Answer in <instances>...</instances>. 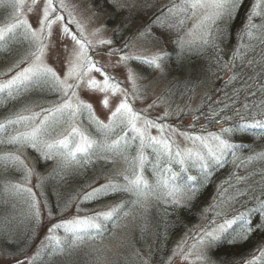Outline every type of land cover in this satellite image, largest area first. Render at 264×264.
<instances>
[{"label":"snow or ice","instance_id":"snow-or-ice-1","mask_svg":"<svg viewBox=\"0 0 264 264\" xmlns=\"http://www.w3.org/2000/svg\"><path fill=\"white\" fill-rule=\"evenodd\" d=\"M9 2L14 12L9 22L0 26V48L19 40L27 43L28 50L24 57L18 59L3 73L5 76L8 73L14 74L0 81V97L14 99L22 93L39 89L53 93L57 99L50 107L42 108L40 112H30L25 115L23 112L27 109H23L0 122V144L15 146L16 152H22L26 147L31 148L45 161L59 156L64 166L86 162L93 156L104 158V154L107 153L122 156L128 163L126 172L119 173L115 180H109L98 188H92L83 195L82 202H91L111 193L123 192L133 197L129 202L130 207H144L145 201L149 198L161 197L175 208L187 206V204L182 205V200L191 201L214 171L224 167L229 161L235 163L240 160L239 153L246 149V145L235 142L232 139L234 135L264 137V0H255L251 7L240 41L243 47L237 48L230 61H222L217 57L221 70L234 69L238 59L242 61V67L247 65L253 70L254 74L248 77L233 72L226 81L227 85L238 78L241 79L245 89L244 99H239L242 90L234 89V95L227 96L226 93L227 99L219 101L222 107L211 108L207 116L209 123L214 122L217 125L233 121L234 116L230 115V112L238 117V120L230 126L222 127L219 131H209L202 125L198 133L162 123L161 121L170 115L168 111L155 119L136 111L128 91L94 59L95 46L84 34L83 26L76 20L65 0H45L38 27L35 28L23 15L25 0H9ZM37 3L38 0H31L27 10L32 11ZM242 3L243 0H181L179 5L170 7L168 12L188 19L198 16V19L188 32L193 38L187 41L178 39L177 43L182 49L185 47L191 49L197 44L218 48L216 34L220 31V23H224L226 35L227 22L233 19ZM179 23L183 24L184 19L181 18ZM57 24L60 35L70 38L73 42L63 77L45 59L53 40V26ZM72 25L75 27L73 28ZM96 31L99 32L101 29ZM245 40L248 41L247 44L244 43ZM98 43L110 45L112 41L100 39ZM127 47L129 45L124 46ZM90 49L93 51L92 55L89 54ZM112 52L120 55L118 63L127 64L131 60H139L154 68L162 67L166 55L156 53L151 59L145 60L124 52L123 49H112ZM248 52L252 53L251 58H247ZM92 72L99 73L103 79H96L90 75ZM129 79L135 87L137 77L131 70H129ZM81 85L91 92L104 93L100 101L104 108L110 107V94L118 93L122 96L111 112L108 123L96 118L92 104L80 98L78 90ZM249 96L254 99L249 100ZM237 103L239 107H236ZM85 112L90 121H94L99 139L79 126L77 117ZM153 128L157 130L158 135H152ZM177 134L189 141L191 146L182 147L176 140ZM130 149L134 150L131 156L128 155ZM253 161H264V151L240 160L237 167ZM0 166L5 169L15 168L23 174L25 184H11L10 189L6 185L5 191L11 190L14 195L24 196L29 204L31 218L38 224L41 221V202L33 189L25 186L30 183L32 169L15 152L0 155ZM146 169L151 172L154 182H150L145 176ZM192 170H195L197 175H191ZM233 176L235 183L247 179L235 173ZM227 183L233 191L228 192L227 188H222L221 196L227 200L244 196L252 202V206L246 207L244 211L231 218L225 216L219 224L213 220L212 223L216 226L203 231V234L196 238V243L192 244L189 251L184 254L183 259L187 260L198 245L233 243L238 239H246L258 228L264 229V223H261V220H264V180L257 182L255 187L245 185L243 188L234 187L231 179ZM69 204L70 201L66 202L64 208ZM44 207L49 217H52L54 215L52 206L45 201ZM64 208L57 205L58 212L62 213ZM77 211H81L79 206ZM128 214V209L121 203L110 206L107 211L60 220L48 228L50 235L47 239L53 246V251L70 252L82 245L86 239L104 238L110 230L109 224L115 226ZM254 216L257 218L256 223L252 220ZM234 225H238V228H234ZM59 231L65 234L63 239L57 235ZM180 251L183 252V248ZM39 258L38 252L35 256L25 259L28 264H35ZM25 259H17L15 264H25ZM196 259H207L206 250H200ZM260 260H264V249L260 251L259 257H253L248 264H257Z\"/></svg>","mask_w":264,"mask_h":264},{"label":"rangeland","instance_id":"rangeland-1","mask_svg":"<svg viewBox=\"0 0 264 264\" xmlns=\"http://www.w3.org/2000/svg\"><path fill=\"white\" fill-rule=\"evenodd\" d=\"M44 2L45 0H38L37 5L29 12L27 9L31 5V0H25L23 15L34 28L38 27ZM65 2L69 4L76 20L83 26L84 34L95 46L94 59L104 66L107 73L120 82L122 88L128 91L130 101L136 111L152 119L161 117L165 111H168L170 115L163 120L164 123L171 124L180 130L194 133L199 132L201 126H204L203 123H198L193 116H188L184 120L181 117L196 112L203 95L213 91L215 82L212 79L207 84H199L187 99L183 90L180 92V96L174 97L171 90L173 86L179 85V81L173 80L171 76L174 75L175 77L179 73L174 71L173 67L170 69V72L168 70V67L175 63L174 60L172 64L167 66V63L171 61L170 53L173 50L176 53L179 52V54L181 52L182 54L188 52L189 55H195L207 47L197 44L191 49L187 47L182 49L177 43L178 39L187 41L193 38L188 35V32L197 22L198 16L188 19L187 17L173 15L168 12L170 7L179 5L181 0H116V2L114 0H65ZM13 12L14 9L11 7L9 0H0V26L9 22ZM64 14L67 15V13ZM181 18L184 19L183 24L179 23ZM72 27L74 28L75 25H72ZM219 27L220 31L216 34L217 41L221 37L222 22ZM97 29H101V31L97 32ZM100 39L111 40L112 43L110 45H100L98 43ZM125 45H129V47L124 48ZM72 48L73 42L70 38L62 37L59 25H54L53 40L48 47L45 59L50 66L60 73L61 77H63L67 70V58ZM112 49H123L124 52L131 53L145 60L151 59L156 53L166 55L164 56L161 68H154L150 65V71H145L138 67L141 63L139 60H131L127 64L118 63L120 55L112 52ZM27 50L28 45L20 50L21 52L17 56V59L13 60V62L15 63L18 59L24 57ZM13 51V53L16 52L15 50ZM89 54H93L92 49H90ZM14 63H6V65L3 63L4 65H0V81L8 79L14 74L8 73L7 76L3 75ZM216 64L217 61L213 62L211 67H216ZM21 67H24V65H21ZM129 70L135 73L137 77L135 87L129 79ZM90 75L98 80L103 79L96 72H92ZM227 78L228 75L223 80ZM35 91L40 94L45 90L35 89ZM78 91L81 99L92 104L94 116L104 123L109 122L111 112L114 111L115 106L122 99V96L118 93L110 94V107L104 108L100 103L104 93L91 92L84 85H81ZM55 101H47L46 98L38 99L37 101L30 100L22 107H20L21 103L16 105V108H20H13L10 112L16 114L23 109H27L23 114L28 115L30 112H40L42 108L50 107ZM6 119L7 117H3L0 122ZM77 121L79 126L90 132L94 138H100L95 131L94 121H90L86 112L78 115ZM89 125L94 126L92 127L94 128V132L89 131L88 128H91ZM192 125H195V127H192ZM222 127L224 126H221L219 129ZM151 133L152 135H158L155 128L151 129ZM176 140L182 147L191 146L189 141H186L184 137L178 134L176 135ZM8 146L10 145L0 146V155L3 152H15L32 169L30 183L25 186L31 187L37 199L41 202V221L37 224L31 218L29 204L24 196L14 195L11 190L5 191L6 185L10 189L11 184H25L22 178L23 174L16 170L20 176L18 180L10 182L7 178V169L0 166L1 226L5 228L10 226V231H14L23 228L24 222H28L27 227L32 221L35 228V231H33L35 234L33 245L28 253L22 256L7 253L5 242L0 241V264H15L17 259L31 258L38 252L40 253V258L35 261V264H41L46 253L52 251L53 248L47 239L50 235L48 228L52 224L75 216L83 217L99 211H107L110 206L121 203L128 209L129 214L120 219L115 226L109 224L110 230L104 238L85 240L82 245L72 249L70 252L65 251L61 253L52 251L46 264H145V261H147V264H218L215 256V247L223 242L211 245H198L197 249L192 250V255L187 260L183 259V256L189 251L191 245L196 243V238L201 236L203 231L210 230L216 226L212 223L213 220L219 224L225 216L231 218L238 214L232 210L229 202H221L222 196L220 193L213 196V198H216L210 203L211 208L204 219H197L193 223L187 224L181 231L178 229L173 239H168L165 235L159 238L157 236V215L164 209L170 210L174 207L166 203L163 197L160 199L149 198L145 201L144 207H130L129 202L133 197L123 192L111 193L104 198L91 202H82L83 195L91 191L92 188H98L108 183L109 180L117 179L119 173L126 172L128 163L122 156L107 153L104 154V158L93 156L86 162L71 163L67 166L62 164L59 156H56L51 160H42L43 164L40 166L38 160L31 154V148L26 147L22 152H16L15 146L6 149ZM35 153L40 156L37 151ZM132 154H134V150L130 149L128 155L131 156ZM55 167L60 168V171L64 173L63 178H71V181L77 176L80 178L86 175L87 172L89 175L85 179L87 184L82 190L74 193L70 199L69 206L64 208L65 203L59 204L60 208H64L62 213L53 209L54 215L49 217L47 209L44 207V202L46 201L48 205H50V202L42 196L40 186L42 183L43 187L47 188L49 180L46 178L50 172L54 174L53 169ZM85 167L89 171L84 170ZM190 174L197 175V172L192 170ZM145 176L150 182H154V177L147 169L145 170ZM56 189L53 185V190ZM16 198L20 199L27 208L19 205L15 200ZM181 203L182 205L188 204L189 201L182 200ZM77 206H79L81 211H77ZM170 216L172 219L173 214L170 213ZM234 228H238V225H234ZM57 235L62 239L65 237L63 231H59ZM157 239L161 242L156 243ZM242 240L238 239L233 243L237 244ZM7 241H12V243H9L10 247L13 244V239L9 238ZM226 244H229V242ZM181 248H183V252L180 251ZM202 249L206 250L207 259L197 260V253ZM158 254H160V257ZM258 256L256 255L255 257ZM162 257L163 260L158 261ZM252 259L253 257L249 258V261ZM25 264H28L27 259H25ZM245 264H248V261ZM258 264H262V262L259 261Z\"/></svg>","mask_w":264,"mask_h":264},{"label":"trees","instance_id":"trees-1","mask_svg":"<svg viewBox=\"0 0 264 264\" xmlns=\"http://www.w3.org/2000/svg\"><path fill=\"white\" fill-rule=\"evenodd\" d=\"M254 2L255 0H243L241 7L234 15L233 19L227 22L226 35L224 30L225 26L222 22L221 37H219L220 39H218L217 41V44L219 46L218 48L207 46L203 49V51L198 52L196 55H189L188 52H185V54H182L181 52L179 54V52L176 53L174 50L171 51V61L167 63V66L172 64L173 60L175 63H173L172 66H169L168 70L170 72V69L173 67V70L179 73L175 77L171 74L173 80L179 81L178 86L171 85L173 86L171 93L174 95V97L180 96V92L183 90L185 98L187 99L189 95H192L194 89L197 88L199 84H207L208 82H211L212 79L215 82L213 91L211 93L203 95L202 101L196 112L191 115L181 117L183 120L188 116H193L194 118L198 116L199 119L195 120L198 123H203L209 131H219V128L221 126H230L232 123L238 120V117H235V115L230 112L229 114L234 116L233 121H228L224 124L217 125L214 122L209 123V121L207 120V116L210 114L211 108L222 107L219 101L226 100L227 96L234 95V89H241L242 94L240 95L239 99H244L243 91H245V89L242 80L238 78L236 81L227 85L226 81L230 79V77L233 75V72H236L239 74V76L243 77L252 76L254 74L252 68H249L247 65H244L242 67V61L238 59L236 61V67L234 69L229 68L221 70L217 57H219L222 61H230L233 57V53L236 52L237 48L243 47L240 41L246 27L247 17ZM244 43L247 44L248 41L245 40ZM26 45V42L17 40L9 43L4 48H0V65L3 63H14L13 60L17 59V56L21 52L20 50L26 47ZM13 50H15L16 52L13 53ZM213 54L214 56L212 57ZM251 57L252 53L248 52L247 58ZM215 61H217L216 67H211L212 63ZM149 66L150 65L143 62L138 65L140 69L145 71H150ZM197 75L198 77L196 78ZM226 75H228V78L226 80H223ZM21 96V99L19 98L20 100L18 99V96L14 99H4L0 97V120L3 117L8 118L10 116H13L14 113L10 111H12L13 108H16V105H19L20 103V107H22L23 105H26L30 100L37 101L38 99L46 98L47 101H55L57 99L56 95L48 92L47 90L39 94L35 91V89H32L28 92L22 93ZM251 99H254V97L249 96V100ZM229 103L231 104V101H229ZM239 106L240 105L237 103L236 107ZM161 122L164 123L163 121ZM89 126L91 127L88 128L89 131L94 132V128H92L94 126ZM232 139L235 142L243 143L244 145H246V149L239 153L240 160H243L247 156L252 155L256 152L264 151V137L234 135ZM3 145L5 146L7 144H0V146ZM10 147L11 146H8L6 147V149H9ZM30 150L33 157L38 160V164L41 166L43 164L41 156L36 154L35 150ZM2 154H4V152ZM240 160H237L235 163L229 161L224 167L218 168L216 171H214L209 180L199 190L197 195L191 201H189L186 207H173L172 209H170L171 211L164 209L162 210L163 213L160 211L157 215V236H159V238H162L165 235L166 237H168V239H173V237H175V232L178 229L181 231L187 224L193 223L197 219H204L205 215L211 208L210 203L216 198H213L214 195L216 196L217 193H220L222 188H227L228 192L233 191L232 188L228 187L227 182L230 179L233 180L234 187L236 188H243L245 185H251L255 187L257 182H261L262 180H264V161H253L241 167H237V165L240 163ZM84 170L88 169L85 167ZM234 173L235 175H238L240 177H247V179L241 180L239 183H235V178L233 176ZM54 175L55 177L52 183L57 189L53 190V185L50 182L46 186V189L42 186L41 194L44 198H46V200L50 202V206H52V208L55 210L57 205L64 204L70 201L75 192L80 191L85 187V185L87 184L85 179L87 178L89 173L87 172L86 175L80 178L77 176L73 181H71V178H63L64 173H62L60 171V168L57 167L56 173ZM221 202H229L231 204L232 210L237 213L244 211L246 207L252 206V202L244 196L238 197L235 200H227L222 196ZM170 213L173 214L172 219ZM252 220L253 223H256L257 218L254 216ZM27 223L28 222H24L23 228L14 231H10V226L6 228L2 227V224L0 223V241L5 242L7 253H10L12 255L18 254L19 256H22L28 253V251L32 247L35 237L33 231H35V228L32 221L31 224L26 227ZM261 223H264V220H261ZM9 238L13 239V244L10 247L9 242L7 241ZM160 242L161 241L159 239L156 240V243ZM226 243L228 242H223L222 244L218 246L216 245L215 247V256L218 264H245L247 261H249V258L259 255L260 251L264 249V229L258 228L257 230H254L247 236L246 239H243L237 244ZM52 251L46 253L43 260L41 261V264H44V262L46 264V261L51 256ZM260 261L262 262V264H264V260ZM258 263L259 261L257 262V264Z\"/></svg>","mask_w":264,"mask_h":264},{"label":"bare ground","instance_id":"bare-ground-1","mask_svg":"<svg viewBox=\"0 0 264 264\" xmlns=\"http://www.w3.org/2000/svg\"><path fill=\"white\" fill-rule=\"evenodd\" d=\"M196 55V54H195ZM6 65V64H5ZM21 95H19L18 96V99L20 98L21 99ZM19 99V100H20ZM56 167L53 169V172H54V174L56 173ZM6 173H7V178H8V180L10 181V182H13V181H16V180H18V178H19V176H20V174L16 171V169L15 168H8L7 170H6ZM52 172H50L49 173V175H48V177L46 178V179H48L49 180V183L50 182H52L53 180H54V177H55V175H54ZM42 183H41V186H40V192L42 191ZM16 200V202L19 204V205H21V206H23V207H25V208H27L22 202H21V200L20 199H18V198H16L15 199ZM56 209V211H57V207L55 208ZM157 250H159V249H157ZM158 256L160 257V254H158ZM163 260V257L162 258H159L158 259V261H162Z\"/></svg>","mask_w":264,"mask_h":264}]
</instances>
